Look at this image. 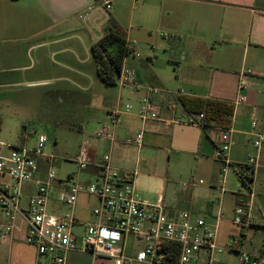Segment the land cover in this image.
Wrapping results in <instances>:
<instances>
[{"label":"crops","instance_id":"0c3cea01","mask_svg":"<svg viewBox=\"0 0 264 264\" xmlns=\"http://www.w3.org/2000/svg\"><path fill=\"white\" fill-rule=\"evenodd\" d=\"M18 1L29 7L33 5L38 15L43 14V19H39L33 26V36L64 26H73L71 20L89 12V8L93 9L91 22H97L98 13L104 16L101 17L102 20L107 18L106 13L99 8L98 0H0V33L11 27L9 22L12 20L13 5ZM141 9L146 12V16H150V19H147L150 24L143 23L137 29L130 27L129 31L127 30L137 60L129 62L127 58L123 67V71L136 72V83L139 87L131 85L120 89L114 111L120 110L121 125L115 130L114 141L108 138L100 139L97 133L111 126L110 119L109 122H104L102 129L96 133V138L101 143L98 147L106 150L107 155H111L114 167L128 172L133 168L129 163L122 161L117 152L127 151L130 146L139 153L142 147L166 148L170 155L182 153L198 158L196 175L203 183L190 184L193 189L190 190L187 211L191 212L194 218L205 217L208 225L217 230V242L220 246L226 247L231 238L240 237L245 238L247 246L248 232L253 228L257 230L262 225L254 216V204L258 186L264 183V144L259 149L255 148L251 133L252 124L256 122L255 131L264 134V0H142ZM154 28L165 32L168 38L155 35ZM135 30L137 35H148L146 42H155L157 45L160 36L164 39L159 43V51L169 64H177V68L171 72L175 74L174 78L170 77L169 70L156 67V60L160 58L158 54L147 57L150 63L139 60L141 56L137 50L142 47V43L138 46ZM246 70H253L256 74L247 75L244 78L245 87L239 89L241 73ZM148 87L158 88L162 92L160 96L154 97V102L163 121L187 113L180 101L181 97L215 99L234 105L232 124L225 128L232 131V167L225 175L223 162L215 158L218 143L215 130H205L187 124L167 126L163 121H153L144 127L139 118L140 101L146 95ZM124 95L136 105L139 103L135 113L128 114L120 107ZM239 96L245 97V101L235 105ZM170 103L176 105L174 111L168 108ZM212 126L217 125L213 123ZM141 132L144 134L141 146L126 144L128 138H136ZM251 156L256 158L257 168L249 182L244 184V192L239 193L238 183L243 186L239 177L240 165ZM90 157L92 165L83 170L91 177L86 182L94 180L96 165L103 159L97 150H92ZM84 199L85 206H81ZM218 199L219 204L216 206L214 201ZM90 201L93 202L92 207L89 206ZM225 203L231 206L233 218L239 204L249 205L253 220L252 225L243 230L234 224L232 218L229 221L232 231L226 238L220 234ZM59 205L57 212H60L61 206L66 207ZM97 206L98 200L95 197L87 194L79 196L74 208V215L78 220V225L74 227L75 234H84V223L92 220L93 210ZM90 208L92 209L88 212ZM220 212L222 218L217 223ZM22 243L25 244L18 233L13 239L0 238V250H7L9 258L15 255L19 264H41L43 260L51 263L48 258L40 256L32 245L26 248L32 249L35 254H23ZM225 253L236 254L231 251ZM253 254H264V250H255Z\"/></svg>","mask_w":264,"mask_h":264},{"label":"rangeland","instance_id":"374dc122","mask_svg":"<svg viewBox=\"0 0 264 264\" xmlns=\"http://www.w3.org/2000/svg\"><path fill=\"white\" fill-rule=\"evenodd\" d=\"M13 6L11 27L0 33V141L11 146L25 144L32 148L37 139L44 136L47 138L45 153L56 157L54 168L57 178L67 180L72 175L74 182L84 183L91 177L80 170L75 158L82 146L90 152L97 150L101 158L107 155L106 150L98 147L101 143L96 133L104 122H109L110 113L116 110L121 89L119 85L109 86L100 80L91 47L100 39L111 19L129 31L130 27L137 29L143 23L150 24L147 20L150 16L140 10L142 0H113V9L106 14L105 20H102L104 16L101 13L96 16L97 22L77 16L71 20L73 26L33 36V26L43 19V14L38 15L33 5L29 7L19 1ZM153 30L157 36L165 34L161 30ZM134 32L138 46L142 43L137 50L141 56L139 60L150 63L147 57L158 54L160 58L156 60V67L169 70L170 77L174 78L175 74L171 72L177 64H169L159 51V43L164 39L160 36L156 45L155 42H146L148 35ZM135 57L132 53L128 61L136 62ZM127 105L132 106L128 112L131 114L137 111L139 103L136 105L124 95L120 107L126 111ZM23 138L27 139L24 141ZM130 147L117 153L133 168L131 172H137V195L150 204H163L176 212L187 211L190 190L193 189L190 184L201 182L196 175L198 158L182 153L170 155L166 148L142 147L139 153ZM28 187L26 197L31 185ZM241 189L242 185L238 183L237 191ZM242 190L244 192L245 189ZM257 191L254 216L262 225L248 232L246 249L251 253L264 250V183L258 186ZM214 202L217 206L219 199ZM84 203L85 199L81 206H85ZM92 205L90 201L89 206ZM59 208V204L51 203L48 211L51 214L72 212L63 206L57 212ZM223 213L220 234L226 238L232 231L229 221L233 214L229 204H224ZM106 239L116 245L123 243L122 236H106ZM126 245V253L135 255L143 244L128 236ZM29 246L26 243L22 245L23 254L32 256L35 253L26 248ZM70 256L68 264H115L111 259L95 258L90 254L74 253ZM218 259L227 264H238L236 254L223 253ZM17 261L15 255L9 258L7 250H0V264H19ZM41 264L51 263L43 260Z\"/></svg>","mask_w":264,"mask_h":264},{"label":"built area","instance_id":"2783aa9c","mask_svg":"<svg viewBox=\"0 0 264 264\" xmlns=\"http://www.w3.org/2000/svg\"><path fill=\"white\" fill-rule=\"evenodd\" d=\"M101 11L109 13L113 0H98ZM93 9L82 14L81 19L91 21ZM168 38L167 34H162ZM256 74L253 70L241 73L239 89L245 87L244 78ZM121 88L135 85L136 72L122 71L118 80ZM141 99L139 118L144 127L153 121H163L154 97L162 94L155 87H148ZM245 101L239 96L235 105ZM168 108L175 110L174 103ZM132 109L127 105L126 112ZM120 110L110 113V124L100 130L97 137L114 141L115 130L121 125ZM171 124H187L217 132L218 143L215 158L223 162V174L232 167L230 153L232 131L208 126L204 113L174 117L163 121ZM253 145L259 149L264 144V134L257 133L256 122L252 124ZM143 133L136 138H128L126 144L141 146ZM26 140L27 138H23ZM47 138L40 136L34 147L25 144L11 146L0 141V238L13 239L18 233L26 244L36 247L42 257L52 264H67L69 255L74 253L90 254L93 257L111 259L115 264H172L171 243L180 246L176 264H227L218 256L227 252L238 255V264H264V254H253L246 249L244 237L231 238L226 247L217 242V230L211 228L204 218H194L189 211L176 212L163 204H149L136 192L137 172L121 171L114 167L111 155H105L96 165L97 173L91 182H74L72 175L67 180L57 178L54 168L56 157L45 153ZM75 162L80 170L92 165L90 151L82 146ZM257 160L254 156L240 165L239 177L244 184L254 175ZM203 183V181H201ZM31 185L30 195L25 196L26 186ZM239 193H242L243 190ZM87 194L98 200L93 210L92 220L84 223V234L74 233L78 220L74 208L79 196ZM61 204L72 210L70 214L58 215L48 211L49 204ZM219 213L217 223L221 220ZM234 224L243 230L252 225L251 208L243 204L236 207ZM106 236L123 237L122 245H116ZM133 236L142 242L136 255L126 253L127 237Z\"/></svg>","mask_w":264,"mask_h":264},{"label":"trees","instance_id":"16d2710c","mask_svg":"<svg viewBox=\"0 0 264 264\" xmlns=\"http://www.w3.org/2000/svg\"><path fill=\"white\" fill-rule=\"evenodd\" d=\"M91 53L100 80L109 86L118 85L126 59L133 53L128 31L114 20H110L101 38L92 45ZM180 101L190 114L204 113L207 127L213 123L219 127H230L234 105L228 102L198 97H181ZM172 264L177 263L180 246L171 243Z\"/></svg>","mask_w":264,"mask_h":264}]
</instances>
